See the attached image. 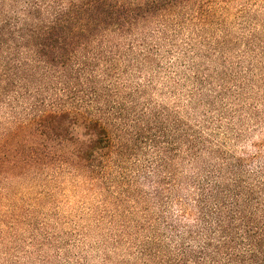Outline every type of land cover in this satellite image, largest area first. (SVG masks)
I'll use <instances>...</instances> for the list:
<instances>
[{"label":"trees","instance_id":"1","mask_svg":"<svg viewBox=\"0 0 264 264\" xmlns=\"http://www.w3.org/2000/svg\"><path fill=\"white\" fill-rule=\"evenodd\" d=\"M217 4L0 0V103L23 109L2 144L11 170L111 180L147 153L142 187L122 180L151 229L138 264H264V154L232 150L243 128L201 63ZM165 68L193 85L184 120L143 100Z\"/></svg>","mask_w":264,"mask_h":264},{"label":"rangeland","instance_id":"2","mask_svg":"<svg viewBox=\"0 0 264 264\" xmlns=\"http://www.w3.org/2000/svg\"><path fill=\"white\" fill-rule=\"evenodd\" d=\"M216 1L222 12L210 24L217 25L208 31L210 47L200 46L210 50L201 63L243 128L232 150L264 154V0ZM188 26L197 27L191 20ZM179 80L173 68L161 70L143 100L177 105L184 120L193 85ZM22 111L0 103V264L140 263L137 245L151 229L141 226L138 192L128 193L122 180L129 171L135 189L142 187L138 174L147 153L127 171L114 170L111 180L57 164L11 170L2 144Z\"/></svg>","mask_w":264,"mask_h":264}]
</instances>
